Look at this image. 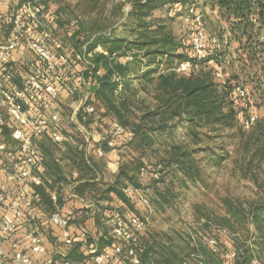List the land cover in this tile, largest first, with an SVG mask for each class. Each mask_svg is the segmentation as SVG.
<instances>
[{
	"label": "trees",
	"instance_id": "16d2710c",
	"mask_svg": "<svg viewBox=\"0 0 264 264\" xmlns=\"http://www.w3.org/2000/svg\"><path fill=\"white\" fill-rule=\"evenodd\" d=\"M40 1L49 19H52L48 0ZM97 1L91 0L89 8L96 7ZM128 1L131 3V10L127 14L128 20L123 23L128 27L127 36L115 34L116 30L107 28L102 30L103 32L93 34L91 38L86 35L80 37L81 30L69 29L66 26L67 34L78 44L85 45L82 51L72 49L74 53H85L86 59L91 63L85 65L75 58L71 60L80 85V92L78 91L75 98L85 91V87L93 88V98L104 105L107 113L114 114L119 124L135 132V138L130 143L137 140L141 149L155 146L167 152L168 155L165 158L162 156L161 159L168 165L165 166L166 170L169 168L168 178L163 176L155 180L150 199L153 208L164 210L177 201L181 191L177 187L188 189L202 179V169L195 162L196 153L202 151L201 145L212 136H219L221 131L233 128L238 123L241 112L245 113L247 109L254 108L257 103H264V0ZM202 3L208 5L212 11L218 12L222 21H226L227 24L218 35L211 36L206 29L205 15L200 11L204 15L207 34L208 55L205 59L195 54L192 40L186 45L183 40L176 37L164 20L156 21L153 17L156 10L168 4L179 11L186 8L187 14L192 15ZM214 37L218 38L219 44L213 42ZM232 43L237 44L234 54L230 52ZM98 45H101L107 54L98 51L96 49ZM131 48H136L137 52H132ZM60 49L68 53L64 51L63 44ZM126 55H131V59L122 61L121 58ZM185 62L189 63L186 70H178ZM225 63L239 72L235 71L236 74L218 81L217 74L224 73V69L220 67ZM23 66L25 65L8 64L15 82L19 84L24 75L20 70ZM100 70L101 74H97ZM116 75L121 77L120 82L115 80ZM82 79L88 86L83 84ZM94 80L96 84H92ZM238 86L246 88L245 97L238 94L236 90ZM65 100L66 98H62L59 101L66 105ZM239 100H244L246 106L241 108ZM136 110L139 113L137 119L132 116ZM251 113L255 111L251 110L244 118ZM77 118L80 123L93 129L98 125L100 115L97 110L87 113L84 108H80ZM4 132L7 141H11L10 128H5ZM38 144L43 152V165L46 166L48 176L53 182H60L64 171L55 157L54 149L61 147V144L46 136L41 138ZM103 145L107 149V144ZM84 158L82 162L86 170L97 172V168ZM152 173L150 175L153 178ZM76 179L84 180L77 184L75 188L77 193L83 195L93 192L96 200L111 201L115 196L134 214L142 217L131 201L138 198L123 192V187L127 185L144 190L136 173L123 168L115 176L112 184L88 178L86 172H81ZM44 183H47L48 187L52 185L48 184L47 180ZM34 189L36 196L34 205L37 204L36 198L39 197L40 203L45 205L47 211L50 213L56 211L51 196L46 192L45 184L35 186ZM57 203L63 205L61 197ZM232 208H230L233 210L232 213L236 215L238 210ZM114 209L116 208L114 207L112 211ZM250 212L253 229L246 238L239 232L212 220L203 222L210 228L224 227L236 234L232 238L228 237L235 246L234 258L229 256L230 251L222 252L220 249L219 252H214L207 245L211 252L209 255L203 251V247L192 232L173 230L171 233L166 232L162 240L143 243L141 239L139 249L141 264H183L188 257L192 264H195L193 254L196 252H201L208 264H251L253 259H258L260 264L264 256V201L252 205ZM97 221L99 222L98 219ZM115 240L107 229H103L97 241L98 252L111 246ZM88 256L93 257L92 254ZM217 257L220 260L216 263L212 258ZM58 259L61 261V257ZM64 259L79 263L87 259V256L80 252L79 245H76Z\"/></svg>",
	"mask_w": 264,
	"mask_h": 264
},
{
	"label": "built area",
	"instance_id": "2783aa9c",
	"mask_svg": "<svg viewBox=\"0 0 264 264\" xmlns=\"http://www.w3.org/2000/svg\"><path fill=\"white\" fill-rule=\"evenodd\" d=\"M48 19L49 15L40 0H0V31H7L6 37L0 40V77L4 76L7 81L5 85L0 83V178L6 176L16 185L17 191L14 197H8L7 192L0 188V211H4L0 214V227L3 232L0 256L7 255L3 245L10 242L14 264H37L35 256L47 258V248L41 233L35 227H25L28 220L25 210L35 207L34 187L45 182L42 169L43 152L38 141L47 136L58 144L64 142L62 127L67 121L57 108V102L68 96L75 97L80 87L77 81L79 77L71 60L75 58L85 65L91 64L85 53L60 51L61 41L46 27ZM185 20L196 27L192 37L195 54L201 59L207 58L203 13L194 11ZM213 42L219 44L218 38L214 37ZM96 49L107 54L101 45ZM128 59H131V55L121 58L122 61ZM10 63L30 67L29 72L23 75L21 84L14 81V74L8 69ZM188 66V62L182 63L178 70H186ZM97 74H101V70ZM218 75L222 76L221 73ZM114 78L121 81L120 76L116 75ZM82 80L86 86L87 82ZM92 84H96V80ZM85 88L77 97L78 104L71 119L77 123L86 146L94 147L95 153L100 157L114 154V162L118 167L120 150L134 140L135 132L119 123H114L109 130L104 131L78 122L77 113L80 108H84L87 113L95 110L89 102L88 87ZM236 90L241 97L246 96L245 87L238 86ZM256 121L257 115L251 113L243 120L244 128L251 129ZM7 127L11 131V141H7L5 137L4 130ZM104 143L107 144V149L104 148ZM74 175H77L76 172ZM161 175L159 169L152 173L155 179H159ZM123 192L138 198L143 205L150 203V198L142 189L127 185L123 187ZM51 197L57 201L55 193ZM49 219L52 224L60 227L65 248H72L76 241L70 227L73 215L56 210L50 214ZM112 220V235L116 240L101 252H98L96 243L90 244L89 252L94 262L141 264L139 249L141 234L146 226L145 220L119 208L112 211ZM20 229L22 236L16 238ZM217 230L226 237L232 238L236 235L224 227H217ZM81 234L86 236V230L82 229ZM207 245L214 252L221 249L215 236L207 238ZM66 249L56 252L53 258L46 259L43 264H74L64 259L67 256ZM229 256L234 258L236 251L231 250ZM58 257H61V261ZM193 259L195 264H208L201 252L194 253ZM251 264H259L258 259H253Z\"/></svg>",
	"mask_w": 264,
	"mask_h": 264
},
{
	"label": "rangeland",
	"instance_id": "374dc122",
	"mask_svg": "<svg viewBox=\"0 0 264 264\" xmlns=\"http://www.w3.org/2000/svg\"><path fill=\"white\" fill-rule=\"evenodd\" d=\"M90 2L91 0H48L52 19L47 21L46 27L55 37L59 38L64 51L68 53L72 49L82 51L85 45L84 43L78 44L75 39H72L67 34V27L81 30L80 37L86 35L91 38L93 34L107 28L116 30L115 34L128 35V27L123 25L128 20V11L131 10V3L128 0H98L94 8H89ZM197 8V11H202L205 15L209 35H218L220 30L227 25L226 21H222L218 12L212 11L205 3ZM184 9L179 11L176 7H169L168 4L156 10L153 17L156 21L164 20L176 37L189 45L196 27L193 23L186 22L185 18L188 14L187 9ZM235 46L237 44L232 43L231 54H234ZM131 50L137 52L136 48H131ZM135 53L132 54L135 55ZM29 68V66H23L20 70L26 75ZM220 68L224 69V73L222 76L217 74L218 81L236 74L235 71L239 72L236 68H230L228 63ZM88 91L89 101L100 115L99 123L95 128L109 130L114 123L119 122L117 117L107 113L104 105L93 98V88H89ZM60 102L62 101L57 102V108L61 110L67 121L62 127L64 142L60 143L61 147L54 149L55 157L66 160L62 165L63 178L60 179V183H57L60 191L72 188L81 172H86L88 178L96 179L104 184H112L115 180L114 175L126 168L137 174L138 180L144 187L143 192L152 199L153 185L157 179L152 178L150 174L155 169L163 172L164 168L161 177L168 178L169 168L166 170L165 167L168 165L161 159L162 156L165 158L168 155L167 152L155 146L153 148L156 149L151 147L141 149L136 140L121 148L120 163L117 171L112 173L104 160L98 158L94 147L86 146L82 132L77 123L71 119L78 104L77 98L68 96L64 101L67 102L66 105ZM261 103H257L254 108L247 109L245 113L241 112L240 119L233 128L221 131L219 136H212L201 145L202 151L196 153L195 162L202 169V179L188 189L177 187L181 191L173 205L164 210H156L151 202L148 205H140L138 213L146 222L141 234L143 243L162 240L166 232L180 230L192 232L197 242L203 247V251L209 255L211 252L206 242L210 236L218 239L222 252L234 250L233 241L220 234L217 228H210L203 224L205 220H212L239 232L245 238L249 237L253 229L251 207L264 201V103ZM239 104L241 108L246 106L244 100H239ZM251 110L255 111L257 121L251 129H245L242 120L244 115ZM137 115L139 113L136 110L132 116L137 119ZM80 155H82L81 158ZM84 156L97 168V172L86 170L82 162ZM73 171H77L78 175L74 176ZM232 207L238 210L236 215L232 213ZM212 260L217 263L220 259L217 257ZM183 264H192V261L188 257ZM260 264H264V256Z\"/></svg>",
	"mask_w": 264,
	"mask_h": 264
},
{
	"label": "crops",
	"instance_id": "0c3cea01",
	"mask_svg": "<svg viewBox=\"0 0 264 264\" xmlns=\"http://www.w3.org/2000/svg\"><path fill=\"white\" fill-rule=\"evenodd\" d=\"M6 35H7V31H0V40L4 39ZM17 65L20 66V64ZM6 82L7 81L5 80L4 76H1L0 77L1 85L2 84L5 85ZM20 83H22V80ZM115 158L116 156L111 153L106 155L105 157L100 158L104 160L106 166L110 169L112 173H115L117 171V167L114 162ZM57 159L61 165H64L66 160L63 161V159L60 160L59 158ZM0 164H1V160H0ZM42 169H43V176L45 178V182L47 180L48 184H52L50 187H48L47 183H44L46 187V192L49 194V196L55 193L58 198L59 197L62 198L64 203L63 205H59L57 203L58 198L57 201H54L51 197V200L53 201L56 210H59L63 213H71L73 215V220L70 227L73 235L76 238L75 246L79 245V251L83 252V254L87 256V259H85L83 262L74 263V264H96L93 258L88 256L90 254L89 246L92 243L97 244L98 239L103 233V229H107L109 234L112 235V229H113L112 209L114 207L120 208L128 213H133L132 210L128 208V206L123 201L116 198L115 196H113V200L111 201L106 199L96 200L93 192H87L83 195L75 192L76 191L75 188L77 184H79L84 180L76 181L74 185H72V188H70L69 190L60 191L57 185V183L60 182L57 183L53 182L52 178L47 174L46 166L43 164H42ZM75 172L78 175L77 171H73L72 174L74 175ZM0 188L7 192L8 197H14L17 193L16 185L13 182H11L6 176L0 178ZM36 200H37V204L33 209L25 210L28 214L27 216L28 220L26 222L25 227L26 229L31 227L37 228L43 237L48 255L47 258L35 256L36 263L40 264L48 258H53L56 252L62 249L65 250L66 248L62 242L60 227L51 223L49 219L51 213L46 210V207L42 202L40 203L41 198L39 199L38 197L36 198ZM131 201L134 203L137 210L140 211L139 207L143 206L142 203L135 199H131ZM3 213H4L3 210L0 211L1 215ZM97 219L99 220L100 223L97 221ZM100 224L102 227H100ZM82 229L86 230L87 232L86 236H82L81 234ZM21 236H22V230L20 229L18 230V233L16 234L15 237L20 238ZM2 239H3V232L0 227V241ZM3 246L7 255L0 256V264H14L12 260L10 242H5ZM74 247L66 249L67 255ZM104 264H114V261H106Z\"/></svg>",
	"mask_w": 264,
	"mask_h": 264
}]
</instances>
